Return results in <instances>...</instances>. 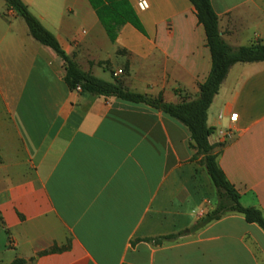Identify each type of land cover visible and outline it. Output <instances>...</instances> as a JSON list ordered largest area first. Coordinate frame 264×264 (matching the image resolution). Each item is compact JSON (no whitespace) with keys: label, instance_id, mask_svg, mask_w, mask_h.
<instances>
[{"label":"crops","instance_id":"obj_1","mask_svg":"<svg viewBox=\"0 0 264 264\" xmlns=\"http://www.w3.org/2000/svg\"><path fill=\"white\" fill-rule=\"evenodd\" d=\"M22 1L82 71H110L132 93L179 104L211 73L189 0H147L145 12L136 0ZM211 4L230 47L264 43V0ZM65 73L0 0V264H264L258 224L229 213L201 226L219 200L185 125L72 91ZM207 124L240 204L264 216V62L231 67Z\"/></svg>","mask_w":264,"mask_h":264},{"label":"trees","instance_id":"obj_2","mask_svg":"<svg viewBox=\"0 0 264 264\" xmlns=\"http://www.w3.org/2000/svg\"><path fill=\"white\" fill-rule=\"evenodd\" d=\"M4 1L9 11L25 20L30 35L40 44L51 48L63 60L66 72L65 82L72 91L80 86L83 93L146 104L168 114L185 125L191 133L190 146L196 151L194 159L201 158L200 163L205 167L217 188V193L218 191H224L232 199L233 206L229 209V212L243 215L247 223L258 224L264 230L262 212L254 208H244L240 204L239 195L220 168L218 163L220 152L216 153L215 150L224 147V144L214 145L210 143V138L214 135L215 129L207 124L208 111L215 97L219 94L231 67L237 63L264 62L263 42H257L250 47L233 49L224 41L221 35L219 17L212 7L211 0H189L195 8L199 23L205 29L207 46L212 57V69L206 82L199 86V94L195 99L185 97L179 104H169L164 101L162 96L152 98L147 95L132 93L125 89L117 79H114V82H107L91 73L82 71L79 65L65 53L56 36L43 26L22 0ZM227 212L224 206H217L212 213L203 218L201 226L221 219ZM175 237L167 236L143 241L161 244L163 241L172 240ZM61 250L63 249L55 248L52 252ZM27 263L24 259H16L11 264Z\"/></svg>","mask_w":264,"mask_h":264},{"label":"rangeland","instance_id":"obj_3","mask_svg":"<svg viewBox=\"0 0 264 264\" xmlns=\"http://www.w3.org/2000/svg\"><path fill=\"white\" fill-rule=\"evenodd\" d=\"M76 28L78 30H76L75 32L80 35L82 31L81 27L77 25ZM100 75L101 76H99V79H102L104 81H112V75L110 71H105L104 74H100ZM217 195H218V200H219L218 206L219 205L224 206L225 210L228 211L227 214H229L230 213L229 209H231V207L233 206L232 199L224 191H218Z\"/></svg>","mask_w":264,"mask_h":264},{"label":"built area","instance_id":"obj_4","mask_svg":"<svg viewBox=\"0 0 264 264\" xmlns=\"http://www.w3.org/2000/svg\"><path fill=\"white\" fill-rule=\"evenodd\" d=\"M136 4H137V8L141 11V12H145L148 10L149 8V3L147 0H136ZM122 70H119L115 76H118L120 74H122ZM76 92H82V88L80 86H78L75 90ZM232 120H236L237 119V114L232 115Z\"/></svg>","mask_w":264,"mask_h":264}]
</instances>
